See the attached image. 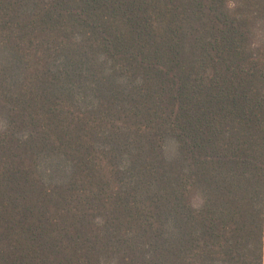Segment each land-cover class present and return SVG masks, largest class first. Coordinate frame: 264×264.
Segmentation results:
<instances>
[{
  "label": "trees",
  "instance_id": "1",
  "mask_svg": "<svg viewBox=\"0 0 264 264\" xmlns=\"http://www.w3.org/2000/svg\"><path fill=\"white\" fill-rule=\"evenodd\" d=\"M0 264H264V0H0Z\"/></svg>",
  "mask_w": 264,
  "mask_h": 264
}]
</instances>
